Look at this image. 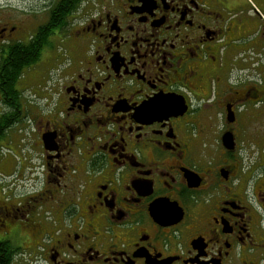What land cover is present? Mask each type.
<instances>
[{"label": "flooded vegetation", "instance_id": "af4514ba", "mask_svg": "<svg viewBox=\"0 0 264 264\" xmlns=\"http://www.w3.org/2000/svg\"><path fill=\"white\" fill-rule=\"evenodd\" d=\"M31 1L0 0L10 264H264V0H79L56 26ZM34 37L62 38L47 74L48 45L11 68Z\"/></svg>", "mask_w": 264, "mask_h": 264}, {"label": "trees", "instance_id": "16d2710c", "mask_svg": "<svg viewBox=\"0 0 264 264\" xmlns=\"http://www.w3.org/2000/svg\"><path fill=\"white\" fill-rule=\"evenodd\" d=\"M79 0H60L59 5L55 9V26L59 18L65 19L76 8ZM53 14V13H52ZM54 21V16L51 15L49 23ZM60 22V21H59ZM49 44L47 37L31 38L27 42L16 43L12 48L11 68L13 66L20 67L23 64H31L35 61L40 49H43ZM11 261L3 255L2 248L0 249V264H10Z\"/></svg>", "mask_w": 264, "mask_h": 264}, {"label": "rangeland", "instance_id": "374dc122", "mask_svg": "<svg viewBox=\"0 0 264 264\" xmlns=\"http://www.w3.org/2000/svg\"><path fill=\"white\" fill-rule=\"evenodd\" d=\"M10 1H11L10 3L12 4V7L10 9L12 10V13H15V11H18L19 8H21L22 4L24 2H26L27 0H10ZM38 1L39 0H32L31 1V5H34L33 2H38ZM36 8H38V10L41 11V7L40 6H38ZM38 15L43 16L42 12H40ZM72 37H74V36H72ZM61 39L62 38H55V39H52V40L50 39V43L48 44V48L47 49L44 48V51H43V53L41 55V58L38 61L39 65H42L39 68V71H40L41 74H43V73L47 74V72L50 70L49 65L46 66V63H49V62L52 61L51 58L53 56L54 51H53V49H50L49 47L52 48V44L58 46L61 43ZM31 74L29 75V77L31 76ZM29 77L27 78L28 79L27 80L28 81V84H27L28 88L25 91V94L27 95V103H28L29 107L33 108L35 102H39V100L37 101L36 99H34V96L30 93V87L29 86L31 84H30V81H29ZM253 125H255V121H253L252 126ZM13 264H17L16 260H14Z\"/></svg>", "mask_w": 264, "mask_h": 264}, {"label": "water", "instance_id": "95a60500", "mask_svg": "<svg viewBox=\"0 0 264 264\" xmlns=\"http://www.w3.org/2000/svg\"><path fill=\"white\" fill-rule=\"evenodd\" d=\"M224 139H225V142H229L230 141V138L227 137V136Z\"/></svg>", "mask_w": 264, "mask_h": 264}]
</instances>
